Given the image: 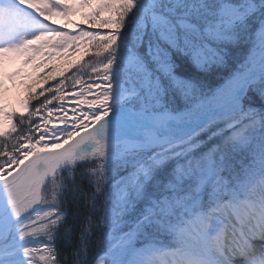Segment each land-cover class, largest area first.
Returning a JSON list of instances; mask_svg holds the SVG:
<instances>
[{
    "label": "snow or ice",
    "instance_id": "snow-or-ice-1",
    "mask_svg": "<svg viewBox=\"0 0 264 264\" xmlns=\"http://www.w3.org/2000/svg\"><path fill=\"white\" fill-rule=\"evenodd\" d=\"M5 62L0 264H264V0H0Z\"/></svg>",
    "mask_w": 264,
    "mask_h": 264
},
{
    "label": "trees",
    "instance_id": "trees-1",
    "mask_svg": "<svg viewBox=\"0 0 264 264\" xmlns=\"http://www.w3.org/2000/svg\"><path fill=\"white\" fill-rule=\"evenodd\" d=\"M60 18H62V17H60ZM62 19H64V18H62ZM83 55H84V50L81 48V49L77 50L72 56L53 61V64L56 66L57 69H59V68H70V66L72 64H74L75 62H77L78 60H80V58ZM85 58L87 59V57H85ZM41 71H43V69ZM188 72L190 74H197L199 72V70L197 68H195L194 66L189 65L188 66ZM66 74H71V72L66 73ZM52 75H58V73H52ZM201 75H203V74H201ZM209 79L211 80L213 78L209 77ZM33 80H36L37 82H39V78L37 77V75L35 73L32 74L31 79H26L23 81V83H20V86H22V88L21 87L20 88L22 89L23 99L25 98V96L27 94L26 92H24V88L31 85ZM55 82L56 81H50L49 83L51 84V83H55ZM45 86L47 87L48 85H45ZM68 88H69V90H71V85H69ZM55 106L58 107L59 104L57 103V105H55ZM71 106H74V105L72 103L71 98H68L66 103H65V108H69ZM57 115L58 114H54L52 123L49 125V127H52L53 125L60 126L59 121L57 119ZM69 115H71L70 111H69Z\"/></svg>",
    "mask_w": 264,
    "mask_h": 264
},
{
    "label": "rangeland",
    "instance_id": "rangeland-1",
    "mask_svg": "<svg viewBox=\"0 0 264 264\" xmlns=\"http://www.w3.org/2000/svg\"><path fill=\"white\" fill-rule=\"evenodd\" d=\"M58 18H53L54 23H58ZM71 20L75 21L78 24H81L82 26H87L88 23H86V20L82 19L81 15L79 13H77L76 15H73L71 18ZM65 24V22H64ZM71 23L67 24V27L70 25ZM28 69H26L27 71ZM16 85L12 88L8 83H6L4 81V91L2 93H0V98H2L3 103L6 106V110L11 111L14 108L19 111V104L20 102L23 100V93H22V86H20V80L19 78L17 79V81L15 82ZM25 86V85H24ZM21 87V88H20ZM27 88H24V92L27 93Z\"/></svg>",
    "mask_w": 264,
    "mask_h": 264
},
{
    "label": "bare ground",
    "instance_id": "bare-ground-1",
    "mask_svg": "<svg viewBox=\"0 0 264 264\" xmlns=\"http://www.w3.org/2000/svg\"><path fill=\"white\" fill-rule=\"evenodd\" d=\"M18 67H20V65H19L18 63L13 64V63H7V62H5L4 66H3V72H4V76H5L4 81H5L6 83H8L12 88L16 85V83H13V81L8 80V79L6 78V76H7L8 73L14 71V70H15L16 68H18ZM4 87H5V85H4ZM3 89H4V88H3ZM3 89L0 90V93H2V92L4 91Z\"/></svg>",
    "mask_w": 264,
    "mask_h": 264
}]
</instances>
